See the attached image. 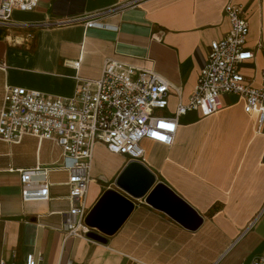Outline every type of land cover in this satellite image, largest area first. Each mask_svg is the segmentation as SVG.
Segmentation results:
<instances>
[{"label": "crops", "instance_id": "0c3cea01", "mask_svg": "<svg viewBox=\"0 0 264 264\" xmlns=\"http://www.w3.org/2000/svg\"><path fill=\"white\" fill-rule=\"evenodd\" d=\"M228 2L245 6L246 46L254 59L242 71L258 82L264 0H39L0 24V108L7 86L71 97L77 77L98 78L105 59L113 58L165 77L178 90L168 95L162 112L169 114L188 102L210 42L229 30ZM96 13L98 25L86 26V17ZM221 101L209 115L195 109L182 115L171 145L142 139L141 161L94 146L84 198L88 213L108 190L133 205L112 234L89 226L105 241L64 237V213L72 202L60 146L32 135L19 143L0 140V260L22 264L34 253L42 264H248L262 254L264 125L256 131L255 115L244 111L241 99L227 95ZM130 162L153 178L139 197L126 177L121 181ZM35 167L47 170L49 198L23 201L20 173ZM158 182L200 215L196 229L182 225L165 204L146 200Z\"/></svg>", "mask_w": 264, "mask_h": 264}, {"label": "built area", "instance_id": "2783aa9c", "mask_svg": "<svg viewBox=\"0 0 264 264\" xmlns=\"http://www.w3.org/2000/svg\"><path fill=\"white\" fill-rule=\"evenodd\" d=\"M39 0H0V24L9 21L13 10H31ZM135 1H127L131 6ZM245 6L228 2L224 13L229 30L209 45L206 61L187 103H178L169 114L168 95L178 92L159 73L138 68L113 58L105 59L96 79L76 78L71 97H60L25 87L7 86L0 108V140L19 143L23 136L47 139L62 149V167L69 172L67 184L71 206L64 213V237H87L90 227L85 219L88 209L84 198L90 180L94 146L103 144L108 151L129 160L141 161L142 139L171 145L179 118L187 111L209 115L222 107L221 98L231 95L241 99L244 111L255 115L256 131L264 125V68L248 77L242 69L254 59L247 48L249 24ZM100 15V14H99ZM91 14L84 23L98 25ZM77 67L79 61L73 62ZM2 68L4 63H0ZM35 177L39 178L36 179ZM36 179V180H35ZM23 201L49 198L46 168L24 169L20 173ZM0 264H11L0 260ZM22 264H42L34 253H27ZM248 264H264V252Z\"/></svg>", "mask_w": 264, "mask_h": 264}, {"label": "water", "instance_id": "95a60500", "mask_svg": "<svg viewBox=\"0 0 264 264\" xmlns=\"http://www.w3.org/2000/svg\"><path fill=\"white\" fill-rule=\"evenodd\" d=\"M140 167L136 162H130L121 178V181L125 177L127 178V182L131 184L134 190L131 189L130 192L136 197L141 196L153 181L149 173L142 172ZM146 200L151 203L165 204L177 216V220L188 229H196L202 221V218L194 209L162 182H158L146 197ZM132 206L128 199L113 190H108L89 211L85 222L88 226L96 227L105 234H112L126 219L132 210ZM88 235L94 239L105 241L103 237L93 232H89Z\"/></svg>", "mask_w": 264, "mask_h": 264}, {"label": "rangeland", "instance_id": "374dc122", "mask_svg": "<svg viewBox=\"0 0 264 264\" xmlns=\"http://www.w3.org/2000/svg\"><path fill=\"white\" fill-rule=\"evenodd\" d=\"M236 1L239 3V2H241L242 0H236ZM253 10H254V7L251 8V16L253 17V19H255V21L253 22V24L255 25L256 17H255V15L253 14ZM254 25H253V26H254ZM92 175L95 177L96 181L99 182V180H100V176H99V175H95V174H92Z\"/></svg>", "mask_w": 264, "mask_h": 264}]
</instances>
